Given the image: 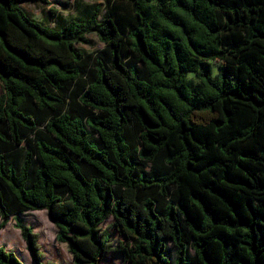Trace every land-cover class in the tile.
<instances>
[{"label": "trees", "instance_id": "1", "mask_svg": "<svg viewBox=\"0 0 264 264\" xmlns=\"http://www.w3.org/2000/svg\"><path fill=\"white\" fill-rule=\"evenodd\" d=\"M90 35L104 46L80 49ZM33 210L70 262H42L16 218ZM11 216L33 264H264V0L79 18L0 0V229ZM0 264L23 263L0 246Z\"/></svg>", "mask_w": 264, "mask_h": 264}, {"label": "rangeland", "instance_id": "2", "mask_svg": "<svg viewBox=\"0 0 264 264\" xmlns=\"http://www.w3.org/2000/svg\"><path fill=\"white\" fill-rule=\"evenodd\" d=\"M55 10L62 15V17H81L90 5L93 3H102V0H49ZM24 10L33 18L44 20V16L48 14V6L38 2L22 4ZM103 13V11H102ZM89 44L78 45L83 51H92L100 49L104 46L95 35H90ZM37 212L28 211L26 213L17 215L16 218L20 219L24 225L32 228L33 233L36 234V241L39 245V250L42 253V262L51 261L55 257H59L66 262H70L69 254L66 247L61 242L57 241L55 234L57 229L49 219L45 210H33ZM112 221V218L107 219L101 224V228L106 226ZM14 217H9L6 224L0 229L6 228L0 237V246L6 251L12 252L23 264H33L30 254L25 247V242L21 237L20 231L14 226ZM18 240V243H13L12 240ZM175 248L172 244H168V253L171 258L175 256ZM99 264H125L119 261L112 255H104L99 261Z\"/></svg>", "mask_w": 264, "mask_h": 264}]
</instances>
